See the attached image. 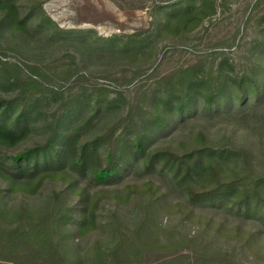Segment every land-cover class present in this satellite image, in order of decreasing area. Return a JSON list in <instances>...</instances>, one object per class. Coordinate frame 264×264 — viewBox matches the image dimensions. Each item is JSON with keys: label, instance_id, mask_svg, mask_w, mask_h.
<instances>
[{"label": "trees", "instance_id": "obj_1", "mask_svg": "<svg viewBox=\"0 0 264 264\" xmlns=\"http://www.w3.org/2000/svg\"><path fill=\"white\" fill-rule=\"evenodd\" d=\"M156 4L155 37L177 38L229 0ZM249 7L255 13L245 24L255 22L261 37L243 61L221 49L164 74L156 67L154 85L135 87L128 101L123 91L82 86L93 76L72 54L54 86L40 68L27 66L35 78L1 52L0 264H260L247 251L262 255L264 222L250 220H264V0ZM0 16L1 32L51 40L84 33L59 27L42 0H0ZM155 37L97 40L135 62ZM76 85L84 96H71ZM107 201L116 209L109 216ZM129 206L133 219L119 211ZM99 230L109 238L87 251L84 240ZM219 236H244V257Z\"/></svg>", "mask_w": 264, "mask_h": 264}, {"label": "rangeland", "instance_id": "obj_2", "mask_svg": "<svg viewBox=\"0 0 264 264\" xmlns=\"http://www.w3.org/2000/svg\"><path fill=\"white\" fill-rule=\"evenodd\" d=\"M173 1L42 0L45 14L51 17L59 27L76 29L84 33L82 35L77 33L79 39L68 40L65 36L57 35L51 40L50 35L45 36L39 33L36 37H30L6 27L3 32L0 29V54L4 52L6 57L3 59L21 64L24 71L35 78L37 76L27 66L40 68L43 74L50 76L54 86L61 82L59 80L61 72L69 67L70 60L65 55L72 54L76 56L77 63L93 76L88 83L81 84L82 86L88 87L89 90H92V86H105L114 90L113 92L123 91L128 101L131 100L135 87L142 84L154 85V79L148 80V76L156 67L160 73L164 74L177 67L195 64L199 59H205L211 52L221 49L226 51L230 59L239 63L243 61L245 55H248L247 47H250L251 40L256 36L261 37L255 22L245 24L246 18L255 13L251 7L248 8L249 4L255 0H229L227 9H220L194 32L177 38L170 35L156 38L155 28L158 16L154 12V7L156 3L165 5ZM239 28H241V34L237 36ZM90 30L94 32L92 35L88 33ZM132 33H141L144 37L153 36L156 43L154 49L151 51L146 49L148 52L146 56H141L135 62L128 56L111 53L102 48L97 40L98 36ZM138 68H143L147 73L143 72L136 78L133 85H129L125 80L134 76ZM8 94L12 95L13 92L9 91ZM88 94L86 93L91 101L98 96L94 91H89ZM82 95L84 96L82 89L76 85L71 96ZM116 96V93H111L110 99ZM49 98L51 100V97ZM50 111L51 108L43 115L48 116ZM114 208V204L107 201L103 212L108 215L116 210ZM119 211L128 219H133L136 215L132 206ZM107 219L110 218L107 217ZM166 220H168L167 217L164 218V221ZM250 222L262 224L264 220L252 217ZM262 228L263 233L260 235L262 240L258 243L262 255L258 258L247 251L249 260L258 259L260 264H264V224ZM198 230L197 226H192L191 234H196ZM108 238V232L99 230L92 233L84 240V244L87 245L85 249L88 251L90 242L105 241ZM239 238L241 239L236 240L234 237L228 239V237L219 236L225 248L235 247L239 256L244 257L241 248L245 245V237Z\"/></svg>", "mask_w": 264, "mask_h": 264}]
</instances>
